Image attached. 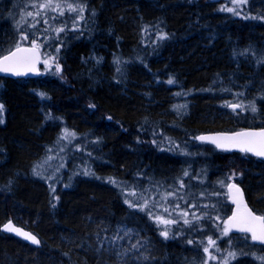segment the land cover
I'll return each instance as SVG.
<instances>
[{
    "label": "trees",
    "instance_id": "1",
    "mask_svg": "<svg viewBox=\"0 0 264 264\" xmlns=\"http://www.w3.org/2000/svg\"><path fill=\"white\" fill-rule=\"evenodd\" d=\"M53 3L62 8L41 11L34 27L10 26L17 43L42 45L47 66L35 78L0 76V264H264V247L223 234L226 181L212 186L230 173L264 215V161L212 146L173 151L184 128L193 140L264 127V0ZM8 219L42 245L4 233Z\"/></svg>",
    "mask_w": 264,
    "mask_h": 264
},
{
    "label": "snow or ice",
    "instance_id": "2",
    "mask_svg": "<svg viewBox=\"0 0 264 264\" xmlns=\"http://www.w3.org/2000/svg\"><path fill=\"white\" fill-rule=\"evenodd\" d=\"M243 2H246V0H243ZM34 7H37L38 9H51L53 11L57 9H61L62 5L59 3L54 4L53 0H47V3H40L39 5H33ZM67 9L69 12H78L82 13L84 11V6H75L73 4H67ZM228 11H233V9L229 8ZM63 11L60 12V15H63ZM94 14V13H93ZM239 14V13H236ZM29 16H32L33 13L29 12ZM37 16L40 15V12L37 11ZM47 23V21H45ZM35 25H33L34 27ZM59 31H64V29H59ZM161 39H164V36L160 37ZM22 40H27L28 36L23 35L21 36ZM39 45L37 44V41L33 39L31 41V48H22L19 43L15 45V51H10L7 55H4L0 57V71L2 72H10L13 75H23L25 72L21 71L20 68L23 67L27 71H33L34 70V60L33 57L36 54V50L38 49ZM22 53H29L30 55H22ZM47 63V62H46ZM57 71H59V66H57ZM174 81L169 80L168 83L172 84ZM44 94H41L43 96ZM242 95V94H240ZM226 107H231L233 111H236L238 108H243L244 106L241 104H226ZM249 109L252 113L257 112V108L255 107V104L252 103L249 105ZM3 110V105L0 104V111ZM3 121H0L2 123ZM67 133V130H65ZM74 135V134H73ZM200 140H206L210 139L207 137H198ZM223 139L230 141V145H225L217 142V140L212 139V143H215L218 148H226V147H235L238 148L243 153H251L257 157L264 158V129H262L259 132H249V131H243V132H237L229 137H224ZM36 175H40V173L35 172V169L33 170ZM86 175L89 173H85ZM185 175H188L187 172H185ZM181 187H184L183 184H181ZM230 191L232 189H235V192L239 194L241 199H237L236 196L231 197L233 200V203L237 204V208L240 207V204L242 203V192L241 190L236 187V185H229ZM54 191V189H53ZM169 195H172V193H169ZM126 203H129L128 201H125ZM55 205H53L54 207ZM130 207H134L135 205L129 203ZM179 207V205H177ZM141 210H144V207L141 206ZM244 214L238 215L236 213L233 214L232 217L229 218L228 221L225 222V228L223 229V234L225 236L228 235L229 231L232 227H235L238 231L245 234L244 239L247 240L249 237L247 234H251V240L252 241H259L260 243H264V216H257L254 215L253 212L248 209L247 205L244 204ZM167 211V209H165ZM151 215V213H149ZM184 215H187V213H184ZM199 219V218H197ZM156 220L160 223L164 224H170L174 221L170 220H164L161 217L157 216ZM185 224H188L191 227V222L188 220L184 221ZM6 230L15 232L17 235L23 236L25 239L31 240L33 243H39V241L36 239L34 235H31L27 232H22L18 228H14L11 226V224H7L4 226ZM161 236H163L165 239L169 238L168 230H164L160 233ZM122 238V237H121ZM189 244H192L193 241L188 240ZM209 244L215 245V241L209 237ZM139 245V241H137L136 244L132 245L133 249H136ZM219 250V249H217ZM205 252H208V248H204ZM228 255L230 257H234L235 253L229 252ZM215 258V257H210ZM225 264H227V261H225Z\"/></svg>",
    "mask_w": 264,
    "mask_h": 264
},
{
    "label": "water",
    "instance_id": "3",
    "mask_svg": "<svg viewBox=\"0 0 264 264\" xmlns=\"http://www.w3.org/2000/svg\"><path fill=\"white\" fill-rule=\"evenodd\" d=\"M21 47H22V48H31V45H25V46H21ZM11 51H15V48H14L13 50H11ZM8 53H9V52H7V53L4 54V55H7ZM4 55H2V56H4ZM22 55H30V54H29V53H22ZM2 56H0V57H2ZM33 60H34V70H33V71H27L25 68L21 67L20 70L23 71V72H25V74H23V75H13V74L10 73V72L6 73V72H2V71H0V76H5V77H9V78H35V77H38V76L42 75V70H41V68H40V62H41V50H40L39 48L36 50V54H35V56L33 57ZM262 129H264V127H261V128H244V129L235 130V131L207 132V133H205V134L200 135L199 137H207V138H210V139L201 140V141L206 142L207 144L213 145V146H215L216 148H218V147L216 146L215 143H212V139L217 140V142H219V143H221V144L230 145L231 142L228 141V140L223 139L224 137H229V136H232L233 134H235V133H237V132H243V131L259 132V131H261ZM218 149H220V150H225V151H231V152H235V151H236V152H241L238 148L230 147V146H229V147H226V148H218ZM242 153H243V152H242ZM249 154H251V153H249ZM251 155H252V156H255V155H253V154H251ZM255 157H257V156H255ZM258 158L264 159V158H262V157H258ZM229 185H236V187H238V188L241 190L242 194H243V196H242V203L240 204V207H239V208H237V204H236V203H233V200H232L231 197L236 196L237 199H241V197L239 196V194H237V193L235 192V189H232V190L230 191V189H229ZM227 192H228V198H229V201H230V203L232 204V210H231V213L229 214L227 220H229V218L232 217L234 213H236V214H238V215H243V214H244V211H245V210H244V204L247 205L248 209H250V210L253 212L254 215H257V216H263V215H261V214H258L256 211H254V210L252 209V207L250 206V204H249V202H248V200H247V198H246L245 191H244L243 187H242L239 183H237V182H235V181H230V182L228 183V185H227ZM7 224H11L12 227H14V228H18V229H20L22 232H27V233H29V234H31V235H34V236L36 237V239L39 241V243H33L31 240L25 239L23 236H21V235H17L15 232H11V231L6 230L4 226L7 225ZM1 228H2V230H3L5 233H7V234L14 235V236H16V237H18V238H20V239L26 241L27 243H30V244L34 245V246H41V240H40V238H38L35 234H33V232L29 231V230L26 229L25 227L16 224V223L14 222V220H12V219H8V220L2 225ZM231 230H232L233 232H235V233H236V232H240V231H238L235 227H232ZM254 242H255L256 244H258V245L264 246V243H260L259 241H254Z\"/></svg>",
    "mask_w": 264,
    "mask_h": 264
},
{
    "label": "bare ground",
    "instance_id": "4",
    "mask_svg": "<svg viewBox=\"0 0 264 264\" xmlns=\"http://www.w3.org/2000/svg\"><path fill=\"white\" fill-rule=\"evenodd\" d=\"M17 2V1H16ZM25 11V6L24 5H18L17 3L15 4V13H17L16 14V16L14 17V22H16V23H18V24H22L23 23V21L26 19V17H27V14L24 12ZM60 21V20H59ZM62 22V21H61ZM28 24H29V22H28ZM62 24H65L64 22H62ZM60 32V31H59ZM38 35H40V34H38L37 33V35H35V37H38ZM64 36V35H63ZM39 37H43V35L41 34ZM38 40H39V42L41 41L40 40V38H38ZM38 45H41L40 43H37ZM68 45V46H67ZM42 46V45H41ZM65 46H67L66 47V49H68L69 48V46H70V44H68V42L65 44ZM64 46V47H65ZM39 49H40V47H38ZM14 48H12V49H9V51H7V52H10L11 50H13ZM164 52H165V50H164ZM163 52V53H164ZM47 61L45 60V57H44V54H43V50H42V47H41V62H40V68H41V70L43 71V73H44V66H47V63H46ZM13 79H21V78H13ZM262 79V78H261ZM260 79V80H261ZM247 87H252V84L250 83V84H248L247 85ZM256 87H254V88H252V90H255L256 91ZM193 91H194V89H193ZM204 93H206V90H205V92ZM172 95H174V99H175V101H177V100H179V99H181V95H183V93H181V92H177V93H173ZM170 100H171V96H170ZM230 104H236V103H234V102H231L230 101ZM221 113H222V115L224 114V115H226V116H228L229 115V112L224 108V109H222L221 110ZM262 113V112H261ZM175 122L176 121H173V125L172 126H174V124H175ZM248 128H258V127H248ZM181 130H183V134H184V138L183 139H181V141H180V145H179V147L177 148V149H173V151H178V153H191V152H193V151H196V152H199V151H202V150H204V148L206 147V146H211L210 144H207L206 142H203V141H201L200 139H198V137L200 136V135H202V134H205V133H207L208 131H206V132H204V131H201V132H197V133H195V134H193L192 136H193V140H191L190 139V137H188V135H189V130L188 129H181ZM209 132H218L217 130H215V131H209ZM170 141H173L172 139H170V138H168ZM214 148H216L215 146H213ZM216 149H218V148H216ZM219 150V149H218ZM231 152V151H230ZM253 163V162H252ZM251 163V164H252ZM154 175H156V173L154 172L153 173ZM244 189V188H243ZM244 191H245V189H244ZM245 195H246V191H245ZM129 196V195H128ZM247 197V196H246ZM127 201L129 202V203H131V199L130 198H128L127 199ZM261 202H263L262 200L260 201V203ZM230 205H231V209H232V204L230 203ZM2 227V226H1ZM27 229V228H26ZM1 230H2V228H1ZM29 231H31V232H33V234H35L38 238H40L39 237V235H38V233H36L35 231H33V230H31V229H28ZM3 231V230H2ZM4 232V231H3ZM5 233V232H4ZM233 233H235V232H233ZM236 234H244V233H242V232H236ZM245 235V234H244ZM248 235V239L247 240H245L244 239V237L242 238V241H245V242H247V244H245V246H247V247H250V246H255V247H257L258 246V244H256L254 241H252L251 240V234L249 233V234H247ZM14 236V235H13ZM18 238V237H17ZM20 239V238H19ZM22 240V239H21ZM26 242V241H25ZM30 244V243H29ZM237 245H238V243H236ZM32 245V244H31ZM41 245H42V243H41ZM34 246V245H33ZM35 247H40V246H35ZM67 258V255H65V259ZM70 262H73V260L72 259H68ZM76 262V264H78V262L77 261H75ZM79 262L81 263L82 261H80L79 260Z\"/></svg>",
    "mask_w": 264,
    "mask_h": 264
},
{
    "label": "rangeland",
    "instance_id": "5",
    "mask_svg": "<svg viewBox=\"0 0 264 264\" xmlns=\"http://www.w3.org/2000/svg\"><path fill=\"white\" fill-rule=\"evenodd\" d=\"M236 2L239 3L240 0H236ZM31 3L33 5H39L40 3H47V0H25L24 1V5H25V11L24 12L27 14V17L24 21L27 23L29 22V25L31 27H33V25L38 24V19L40 18V15L39 16L35 15L36 12L37 11H39V12L45 11L47 9L41 10V9H38L37 7H34V6L29 7L28 4H31ZM15 4H16V0H10L9 2H8V0H0V55L9 51V48L13 43H17V36L15 35L16 31L11 29V27H10L11 24L14 22V20H13L14 17L17 14V13H15ZM29 12H32L33 15L29 16L28 15ZM14 23H16V22H14ZM40 47H42V46H40ZM50 64L51 63L49 62V65ZM237 174H239V173H237ZM230 175L231 174L228 172L221 173L219 176V179H222V180H219V183H218V181L213 182L212 186L214 187V186L220 185L222 183V181H226L225 185L227 186V184L231 180V179H228L230 177ZM196 190H198V188H196ZM178 211H180V209H178ZM262 251H263V256H264V250H262Z\"/></svg>",
    "mask_w": 264,
    "mask_h": 264
}]
</instances>
